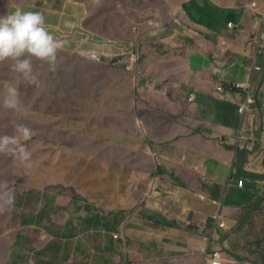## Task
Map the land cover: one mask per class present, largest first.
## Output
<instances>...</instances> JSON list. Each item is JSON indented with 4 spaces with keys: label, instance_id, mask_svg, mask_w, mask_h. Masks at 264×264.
<instances>
[{
    "label": "crops",
    "instance_id": "obj_1",
    "mask_svg": "<svg viewBox=\"0 0 264 264\" xmlns=\"http://www.w3.org/2000/svg\"><path fill=\"white\" fill-rule=\"evenodd\" d=\"M159 1L175 26L149 27L142 56L161 57L154 80L174 85L150 81L141 96L138 85L130 115L100 127L105 151L83 159L77 191L119 234L103 240L104 264H207L208 234L224 264H264L263 228L251 222L264 212V0ZM17 8L41 11L64 51L130 62L126 46L83 27L87 8L75 0H28L10 11ZM230 83L248 88L218 90ZM240 149L249 151L243 173ZM77 170L65 165L68 180Z\"/></svg>",
    "mask_w": 264,
    "mask_h": 264
},
{
    "label": "rangeland",
    "instance_id": "obj_2",
    "mask_svg": "<svg viewBox=\"0 0 264 264\" xmlns=\"http://www.w3.org/2000/svg\"><path fill=\"white\" fill-rule=\"evenodd\" d=\"M26 1L0 0V14ZM75 1L87 8L83 27L95 37L126 46L130 62L117 66L115 60L112 64L97 62L60 46L54 71L47 62L33 58L39 77L35 85L14 78L11 60L0 61V264H104L108 260L103 240L115 238V230L98 233L77 224V215L88 212L82 202L84 195L77 191H82L83 159L88 155L97 159L98 153L105 151V144L99 142L104 140L103 135L99 137L100 127L120 126L125 112L129 114L136 103L138 85L141 96L150 81H165L154 80L157 72L152 71L161 68L155 60L161 57L145 58L141 47L146 43L142 37L152 25L175 26L159 0ZM172 75L176 78L178 74ZM165 78L174 85L172 77ZM9 83L19 90L16 108L3 103ZM119 113L114 121L112 117ZM66 164L78 166L77 177L73 174L68 180L71 172L65 175ZM46 205L50 217H42L40 223L31 221L38 219ZM25 216L30 221L23 224ZM68 219L77 224V234L68 239L56 236L65 231ZM251 222L263 228L264 236V212ZM66 240L72 241L69 249L62 243L55 249L58 242Z\"/></svg>",
    "mask_w": 264,
    "mask_h": 264
},
{
    "label": "clouds",
    "instance_id": "obj_3",
    "mask_svg": "<svg viewBox=\"0 0 264 264\" xmlns=\"http://www.w3.org/2000/svg\"><path fill=\"white\" fill-rule=\"evenodd\" d=\"M59 47V41L46 28L41 11L17 8L0 14V61H12L10 70L14 78L38 85L33 58L47 62L50 70L54 71ZM113 64H121L120 59H115ZM3 103L9 108L18 107L19 90L15 84L7 85Z\"/></svg>",
    "mask_w": 264,
    "mask_h": 264
},
{
    "label": "trees",
    "instance_id": "obj_4",
    "mask_svg": "<svg viewBox=\"0 0 264 264\" xmlns=\"http://www.w3.org/2000/svg\"><path fill=\"white\" fill-rule=\"evenodd\" d=\"M115 62V61H114ZM109 64H112V61H109ZM239 154H240V162H242L241 165L238 166L239 168V171L243 173V166L245 165L246 161H247V156L249 154V151L246 150V149H240L239 150ZM245 172V171H244ZM246 173V172H245ZM259 176V175H257ZM29 192V191H28ZM75 196L78 197V194L77 193H74ZM19 197V196H18ZM74 201H78V199H76V197H74ZM85 203V207L87 208L86 210L88 211L86 214H78L77 217L79 218L80 222L77 223L80 225V229H90V228H99L101 226L104 227V229L106 231H110L112 230L113 228V222L111 220H109V217L107 214H105L103 212V210H101L99 207H97V205H95V203H92L90 201H88L87 199H83V201ZM75 204H78L75 203ZM15 206L18 208V202L15 200ZM48 209V205L45 206V208L39 212L38 214V219L36 220H31L33 222H39L40 223V219L44 216H48L50 217V215H48V212L46 211ZM79 209H81V205L79 206ZM23 213V212H22ZM29 219L27 216L23 217L22 219V223L23 224H26V223H29ZM66 229L64 232H62L61 234H57L56 236L60 237V238H65V239H68V238H72L74 237L76 234H77V231H76V225L72 219H68L66 221ZM85 224V225H83ZM47 227V231L50 232L49 227L48 225H46ZM72 241L70 240H66L64 242H58V244L55 246V249H59L60 248V243L61 246H64L66 248H70V244H71Z\"/></svg>",
    "mask_w": 264,
    "mask_h": 264
},
{
    "label": "built area",
    "instance_id": "obj_5",
    "mask_svg": "<svg viewBox=\"0 0 264 264\" xmlns=\"http://www.w3.org/2000/svg\"><path fill=\"white\" fill-rule=\"evenodd\" d=\"M254 6H257V2L253 3ZM235 28V27H233ZM259 50L260 51H264V36H262V38L259 41ZM89 57L97 62H100L102 60L101 56H98L96 54H90ZM119 62V61H118ZM238 88H245L247 89V86H244L242 84L239 83H230L228 86L225 85H219L218 90L219 91H227V90H234V89H238ZM193 99V97H190V101ZM256 101L254 98H249L248 99V104H254ZM248 107L247 105H242L240 107V112L241 113H245L247 111ZM221 226H225L226 222L225 221H221L220 222ZM113 236L115 238L119 237L118 233H113ZM204 241L205 243L202 245L201 247V252L203 255L204 260L206 261L207 264H223V260H224V253L223 250L220 248H215L211 245V241H212V235L208 234L204 237Z\"/></svg>",
    "mask_w": 264,
    "mask_h": 264
}]
</instances>
